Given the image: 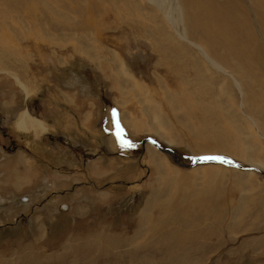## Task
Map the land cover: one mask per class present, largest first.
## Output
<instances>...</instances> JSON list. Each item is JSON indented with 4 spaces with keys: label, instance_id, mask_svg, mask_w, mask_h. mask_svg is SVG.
<instances>
[{
    "label": "rangeland",
    "instance_id": "obj_1",
    "mask_svg": "<svg viewBox=\"0 0 264 264\" xmlns=\"http://www.w3.org/2000/svg\"><path fill=\"white\" fill-rule=\"evenodd\" d=\"M14 1L0 0V264H264V8L173 0L184 41L150 0ZM232 16L258 63L231 44ZM23 111L46 131L16 130ZM203 157L224 162L191 166Z\"/></svg>",
    "mask_w": 264,
    "mask_h": 264
},
{
    "label": "bare ground",
    "instance_id": "obj_2",
    "mask_svg": "<svg viewBox=\"0 0 264 264\" xmlns=\"http://www.w3.org/2000/svg\"><path fill=\"white\" fill-rule=\"evenodd\" d=\"M7 1H9V0H6V2ZM10 1H12V0H10ZM14 1V0H13ZM17 1V0H16ZM156 7H157V10L159 11L160 10V12L164 15V18H165V21H167L168 22V24H166V25H168V26H170V27H173V28H175V29H178V31H179V33H177V36L181 39V40H186L187 41V38H186V33H185V29H181L183 26H182V20H183V18H184V16H183V14H182V9H181V7L178 5V4H173L174 2H173V0H150ZM176 1V0H175ZM186 1V0H185ZM184 1V2H185ZM15 2V1H14ZM190 4H189V6L190 7H188V9L190 8V11L191 10H193V12H195V10H194V8L192 7V9H191V6H198V7H206V10H207V12H208V14L211 16V15H213L214 13H213V11L215 10L214 8L213 9H211V3L209 2V0H189L188 1ZM16 3V2H15ZM18 3V2H17ZM178 3V2H177ZM188 4V3H187ZM260 5H261V8H264V0H256V6H259L260 7ZM227 7V6H226ZM203 9H205V8H203ZM222 9V8H221ZM232 9V8H231ZM200 10V9H199ZM185 11H188V10H185ZM202 11V10H201ZM204 11V10H203ZM217 11V10H216ZM222 11H224V10H222ZM227 11V10H226ZM225 11V12H226ZM198 12H200V11H198ZM218 12V11H217ZM229 12V11H228ZM183 13H186V12H183ZM191 13V15L193 14L192 12H190ZM203 13V12H202ZM201 13V14H202ZM206 13V12H205ZM219 13V12H218ZM223 13V12H222ZM196 14V13H195ZM204 14V13H203ZM207 14V13H206ZM221 14V13H220ZM185 15V14H184ZM190 15V16H191ZM197 16H199L198 14H196ZM205 15V14H204ZM223 15V14H222ZM225 15V14H224ZM231 15H234L233 14V12H232V14ZM188 16V15H187ZM228 16H229V14H228ZM186 17V16H185ZM208 17V16H207ZM206 17V18H207ZM227 16H225V18H226ZM190 18H192V16L190 17ZM194 18H196V17H194ZM204 18V17H203ZM209 18V17H208ZM211 18V17H210ZM213 18V17H212ZM216 18V17H215ZM185 19V18H184ZM200 19V18H199ZM186 20V19H185ZM208 20V19H207ZM211 20V19H210ZM227 20V19H226ZM189 21H190V19H189ZM188 21V22H189ZM195 21H197V20H195ZM199 21V20H198ZM216 21H217V19H216ZM184 22V21H183ZM186 22V21H185ZM184 22V23H185ZM193 22H194V20H193ZM192 22V23H193ZM209 23L211 22V21H208ZM221 22V21H220ZM183 23V25L185 26V24ZM196 23V22H195ZM212 23H214V22H212ZM204 24V23H203ZM206 24V23H205ZM208 24V23H207ZM188 25V24H187ZM193 25V24H192ZM216 25V24H215ZM224 25H226L229 29H231V31H229L228 32V35H229V40H230V42H231V44H233L237 49H241V51L244 53V54H246V55H248L249 54V56H250V58H252L255 62H257L258 63V58H257V56L255 55V53H254V50H253V48L251 47L250 48V50H248L247 51V49H246V45H248V44H246L245 45V43L247 42V41H250V36L249 35H247V33L244 31V27H243V25L240 23V21L238 20V18H237V16H232V17H230L229 18V21H227V22H224ZM190 26V25H189ZM196 26V25H195ZM194 26V27H195ZM209 26H211L210 24H209ZM219 26V25H218ZM193 27V26H192ZM204 27H206V26H204ZM212 27V28H211ZM210 28L209 27H207V28H209V29H213V26H211ZM247 27V26H246ZM186 28V27H185ZM189 28H191V27H189ZM195 28H197V27H195ZM200 28V27H199ZM219 28V27H218ZM221 28V27H220ZM220 28H219V30H220ZM226 28V27H225ZM192 29V28H191ZM204 29V28H203ZM202 28H201V30H203ZM215 29V28H214ZM214 29L212 30V31H214ZM200 30V31H201ZM205 30V29H204ZM222 30V29H221ZM224 30V29H223ZM227 30V29H226ZM192 31V30H191ZM207 31V30H206ZM196 32V31H195ZM202 32V31H201ZM209 32V31H208ZM211 32V31H210ZM217 32V31H216ZM224 32V31H223ZM194 33V32H193ZM197 33V32H196ZM200 33V32H199ZM215 33V32H214ZM227 33V32H226ZM222 34V33H221ZM225 34V33H224ZM199 35H201L202 36V34L200 33ZM207 36V35H206ZM205 36V34H203V37H205V38H207ZM209 36V35H208ZM211 36V35H210ZM213 36H214V34H213ZM240 36H243L244 37V40H243V42L241 43V41H238L237 39L238 38H240ZM212 37V36H211ZM214 37H216V36H214ZM218 37V36H217ZM216 37V38H217ZM222 37H223V35H222ZM204 38V39H205ZM226 38V37H225ZM211 40H213V39H211ZM210 40V41H211ZM206 41H207V39H206ZM208 42V41H207ZM191 43V42H190ZM204 43V42H203ZM210 43V42H209ZM213 43H214V41H213ZM192 45H194L193 43H191ZM210 45L212 46V44L210 43ZM210 45H208V46H210ZM197 49H198V51L201 53V55L205 58V59H207L209 62H207L210 66H215L214 64H211L210 62H211V60H210V58L209 57H211L210 55L208 56V51H206L205 49H203L201 46H197V45H194ZM210 46V47H211ZM214 46V45H213ZM212 46V47H213ZM207 47V46H206ZM215 47V46H214ZM212 48H210V50H211ZM208 50V49H207ZM213 50V49H212ZM210 52V51H209ZM249 62V61H248ZM122 70V69H121ZM124 72V71H123ZM125 75V74H124ZM128 76V75H127ZM127 78V77H126ZM17 83L18 84H21L20 82H18L17 81ZM134 83V82H133ZM135 86V85H134ZM143 86V85H142ZM21 87H22V89H23V92H24V94H25V96L26 97H28L29 95H30V91L28 90V88H26L24 85H22L21 84ZM129 87V86H128ZM145 90V89H144ZM144 92V91H143ZM169 100V99H168ZM167 100V101H168ZM175 101V100H174ZM176 102V101H175ZM180 105H182L183 104V102H182V104L179 102V101H177ZM170 104H171V102H170ZM171 105H173V107L175 106L174 104H171ZM177 105V104H176ZM155 106H157V104L155 105ZM121 107V106H120ZM178 107V106H177ZM180 107V106H179ZM159 108V107H158ZM157 108V109H158ZM174 110H175V108H174ZM176 110H177V108H176ZM173 111V110H172ZM174 112H176V111H174ZM158 114H161L159 111H158ZM32 116V115H31ZM159 116V115H158ZM158 116H154L155 118H157ZM154 118V119H155ZM164 118V117H163ZM158 119L159 118H157L155 121H157V125H160V124H158ZM165 120V119H164ZM159 121H161V120H159ZM167 121V120H166ZM163 123V122H162ZM168 123V122H167ZM164 124V123H163ZM162 124V125H163ZM161 125V126H162ZM15 128H16V130H18V131H20V132H25V133H27V132H30V133H32V134H36L37 132H40V133H44L45 131H46V125L41 121V120H38V119H34V118H32V117H30V115L27 113V111H23V112H21L20 113V115L18 116V118H17V120H16V122H15ZM227 126V125H226ZM167 128V127H166ZM229 129V128H228ZM163 130V129H162ZM158 131H156V133H157ZM227 132V131H226ZM223 136V135H222ZM216 137V136H215ZM214 137V138H215ZM218 137V136H217ZM224 137V136H223ZM222 138V137H221ZM227 138H229V136H227ZM231 138V137H230ZM200 140H201V138H199ZM216 139H220V136H219V138H215V140ZM224 139H226V138H224ZM212 141H214V140H212ZM168 142V141H167ZM233 145H234V143H233ZM235 146V145H234ZM199 147V146H198ZM232 148V147H231ZM235 150V149H234ZM236 151V150H235ZM148 155H150L148 158H149V162L151 163V164H154L155 165V167H154V173L155 174H160V173H163V172H165V170L162 168V164L164 165H168V163H167V160H166V158H164L162 155H159L158 153H156V152H154V151H149V154ZM237 157H239V156H237ZM240 158V157H239ZM161 164V165H160ZM168 167V166H167ZM167 167H165L166 169H167ZM170 168V167H169ZM168 168V169H169ZM209 168H211V169H209ZM209 168H206L205 170H203V173H204V171H205V177H207V178H210V179H214L215 177H217L220 173L219 172H217L218 171V167H209ZM153 171V170H152ZM174 171V170H173ZM194 172H197V170H195ZM192 173V172H191ZM198 173V172H197ZM221 175V174H220ZM220 177V176H219ZM212 199V198H211ZM214 199V198H213ZM208 203H209V205H211L216 211H217V208H216V205H217V201H215V200H213V202L211 201V200H208ZM204 204V203H203ZM206 204V203H205ZM172 205V204H171ZM175 206V205H174ZM211 206H209V207H211ZM220 206V205H219ZM176 207V206H175ZM175 207H173L172 206V208H173V210L172 211H176V210H174V208ZM178 208V207H177ZM199 208V207H198ZM203 208V207H202ZM206 209V208H205ZM168 210H170V209H168ZM179 211H180V209H178ZM200 210H201V208H200ZM177 212V213H180V212ZM220 211V210H219ZM169 212V211H168ZM209 212V211H208ZM170 213H171V211L169 212V215H170ZM201 213V212H200ZM203 213V212H202ZM206 213V212H205ZM215 213V212H214ZM184 214V213H183ZM212 214V213H211ZM210 214V215H211ZM217 214V213H216ZM216 214H215V216H216ZM179 215V214H178ZM204 215H206V214H204ZM213 215V214H212ZM203 216V215H202ZM201 217V216H200ZM199 217V218H200ZM217 217V216H216ZM204 218V217H203ZM210 218V217H209ZM213 218V217H212ZM186 219H188V218H186ZM204 219H206V218H204ZM208 219V218H207ZM217 219V218H216ZM180 220H182V219H180ZM198 220H200V219H198ZM182 221H184L185 222V218H183V220ZM183 226H181V228H182ZM183 229V228H182ZM181 229V230H182ZM180 233V232H179ZM168 235V234H167ZM164 238V237H163ZM167 240V239H166ZM177 240V239H176ZM178 242V241H177Z\"/></svg>",
    "mask_w": 264,
    "mask_h": 264
},
{
    "label": "snow or ice",
    "instance_id": "obj_3",
    "mask_svg": "<svg viewBox=\"0 0 264 264\" xmlns=\"http://www.w3.org/2000/svg\"><path fill=\"white\" fill-rule=\"evenodd\" d=\"M112 115H113L114 118L116 117L115 110H113ZM117 127H119V124H117ZM120 135L122 137V133ZM120 143H121L122 147H125V146L130 147L131 146L127 141L123 140L122 138H121ZM202 159H204V160H217V161H220V162H224L223 158H221V157H203Z\"/></svg>",
    "mask_w": 264,
    "mask_h": 264
},
{
    "label": "water",
    "instance_id": "obj_4",
    "mask_svg": "<svg viewBox=\"0 0 264 264\" xmlns=\"http://www.w3.org/2000/svg\"><path fill=\"white\" fill-rule=\"evenodd\" d=\"M153 145L157 146V147L159 148V150L162 151V152H165V153H172V154H173V152H172L170 149H164V148H161V147H159V146L156 145V144H153ZM201 159H202V158H194V159L192 160L193 163H192L191 166H194L195 164H197V163H199V162H203ZM209 161H210V162H213V163L220 162V161H217V160H209Z\"/></svg>",
    "mask_w": 264,
    "mask_h": 264
},
{
    "label": "crops",
    "instance_id": "obj_5",
    "mask_svg": "<svg viewBox=\"0 0 264 264\" xmlns=\"http://www.w3.org/2000/svg\"><path fill=\"white\" fill-rule=\"evenodd\" d=\"M44 123V122H43ZM45 124V123H44ZM47 128V127H46ZM38 133H40V132H37L36 134H38ZM35 134V135H36ZM41 134V133H40ZM17 176V175H16ZM20 177V176H19ZM24 185V183H23V177H21V186H23Z\"/></svg>",
    "mask_w": 264,
    "mask_h": 264
}]
</instances>
